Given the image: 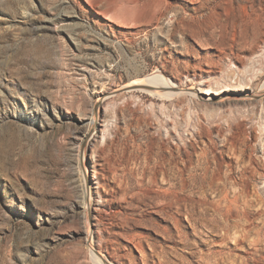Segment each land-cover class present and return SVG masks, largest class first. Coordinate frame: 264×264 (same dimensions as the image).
<instances>
[{"label": "rangeland", "instance_id": "obj_1", "mask_svg": "<svg viewBox=\"0 0 264 264\" xmlns=\"http://www.w3.org/2000/svg\"><path fill=\"white\" fill-rule=\"evenodd\" d=\"M88 230L264 264V0H0V264H99Z\"/></svg>", "mask_w": 264, "mask_h": 264}, {"label": "bare ground", "instance_id": "obj_2", "mask_svg": "<svg viewBox=\"0 0 264 264\" xmlns=\"http://www.w3.org/2000/svg\"><path fill=\"white\" fill-rule=\"evenodd\" d=\"M127 20H128V18H127ZM155 78H158V76L157 75H154V74H150V75H148L147 77H145V78H143V79H138L137 81H135L134 83H130V84H127V85H148V86H152V87H156V88H158V87H160V88H168V89H173L174 87H170V85L168 86V84H165V83H163V80H162V78L163 77H160L161 79L160 80H155L154 81V79ZM165 79V78H164ZM137 87V86H136ZM167 90V89H166ZM147 91H149V90H147ZM151 91V90H150ZM151 92H154V90H152ZM155 92H157V91H155ZM96 118H97V113L95 112V117H94V119L92 120V121H96ZM96 123V122H95ZM88 132H89V130H88ZM84 152V151H83ZM84 154V153H83ZM82 154V155H83ZM85 156V155H84ZM85 158V157H84ZM84 169H85V167H84ZM85 172V171H84ZM87 172V171H86ZM84 175V180H85V185H86V187H87V190H85V191H87V194L89 195V192L91 191V187H90V180H89V176H88V174L87 173H85V174H83ZM84 183V182H83ZM90 197V196H89ZM87 202V204L85 205L86 206V212H87V215H89L90 214V200H89V198H88V201H86ZM86 215V216H87ZM93 232V231H92ZM87 235H88V241H87V243H88V247H89V250H90V252H91V256H92V258L94 259V260H96L99 264H112L110 261H109V259L102 253V252H97L96 250H95V248H94V245H93V238H92V233L90 232V230H88V233H87Z\"/></svg>", "mask_w": 264, "mask_h": 264}, {"label": "water", "instance_id": "obj_3", "mask_svg": "<svg viewBox=\"0 0 264 264\" xmlns=\"http://www.w3.org/2000/svg\"><path fill=\"white\" fill-rule=\"evenodd\" d=\"M126 89H129V88H126Z\"/></svg>", "mask_w": 264, "mask_h": 264}]
</instances>
